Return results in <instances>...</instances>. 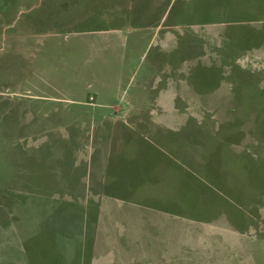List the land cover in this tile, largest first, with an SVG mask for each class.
<instances>
[{"label":"rangeland","instance_id":"1","mask_svg":"<svg viewBox=\"0 0 264 264\" xmlns=\"http://www.w3.org/2000/svg\"><path fill=\"white\" fill-rule=\"evenodd\" d=\"M0 264H264V0H0Z\"/></svg>","mask_w":264,"mask_h":264},{"label":"crops","instance_id":"2","mask_svg":"<svg viewBox=\"0 0 264 264\" xmlns=\"http://www.w3.org/2000/svg\"><path fill=\"white\" fill-rule=\"evenodd\" d=\"M176 92H167L165 93V95H163V97L161 99H163L162 102L165 106H160L163 107L165 109L169 108V110H173V112H177L178 114L180 113L181 109L176 108L177 104L174 102L177 101V99L179 98L178 95H176ZM184 114H188V111L190 109H184ZM191 111V110H190ZM101 195V194H100ZM130 211H125V212H120L121 217L124 218L127 221V225L132 224L131 221L135 220V213L133 212V208H130ZM110 211V210H109ZM109 211H104V207H103V203L101 202V200L99 199V205L97 207V209H95V211L93 212L94 215L91 216V223L95 229L94 234L96 233V243H104V238L105 235H107L108 233L112 232L113 230L109 229V226H114L115 223H113L115 221V218H117V216H115L114 214L110 213ZM89 218V215H84V218L82 219V221L84 222V225L89 224L90 221L85 220L87 217ZM108 220V221H105ZM88 221V222H87ZM90 223V224H91ZM105 234V235H104Z\"/></svg>","mask_w":264,"mask_h":264}]
</instances>
